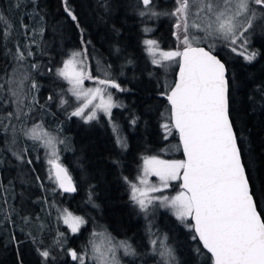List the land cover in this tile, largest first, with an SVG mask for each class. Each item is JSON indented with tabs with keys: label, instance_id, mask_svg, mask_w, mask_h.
Listing matches in <instances>:
<instances>
[{
	"label": "trees",
	"instance_id": "16d2710c",
	"mask_svg": "<svg viewBox=\"0 0 264 264\" xmlns=\"http://www.w3.org/2000/svg\"><path fill=\"white\" fill-rule=\"evenodd\" d=\"M253 6L257 15H264ZM141 8L140 0H0L4 17L0 20V264H74L70 251L86 253L96 233L117 243L144 242L142 251H149L152 260L126 264H162L150 242L162 231L182 236L188 249L195 246L188 264H213L193 239L190 219H178L174 209L161 201H154L147 212L141 210L130 198L131 188L124 179L136 183L149 157L183 160L168 101L161 95L167 89L158 88V79L148 77L159 68L152 67L142 51L150 39L163 50H182L184 45L175 35L178 19L174 16L168 26H155L164 11H159L158 20H150L149 15H140ZM258 36L245 53H258L251 62L224 43L229 50L201 46L217 54L228 68L230 116L264 217V31ZM85 48L87 70L94 77L88 85L105 79L96 67H111L113 56H121L123 63L133 54L147 65L148 75L139 83L114 76L125 90L114 89L119 106L112 109L111 117L101 112L86 121L71 115L80 100L58 70L73 52ZM17 74L26 78L20 80L18 91L10 86ZM166 120L170 133L164 127ZM30 127L38 128L43 138L34 141ZM45 133L55 138L58 162L77 187L74 194H63L51 173L52 148L43 143ZM169 143L174 145L173 156L164 153ZM181 190L180 183L173 182L156 196L171 199ZM66 213L86 223L79 234H62L60 239ZM45 250L50 252L47 260L40 255Z\"/></svg>",
	"mask_w": 264,
	"mask_h": 264
},
{
	"label": "snow or ice",
	"instance_id": "6c2138e0",
	"mask_svg": "<svg viewBox=\"0 0 264 264\" xmlns=\"http://www.w3.org/2000/svg\"><path fill=\"white\" fill-rule=\"evenodd\" d=\"M140 2L145 7L141 16L149 13L157 15L148 7L152 0ZM175 4L174 10L168 14L178 19L174 25L175 35L184 45L183 50L160 51L157 41L146 40L144 43L153 56L154 64L162 65L163 61L180 58L178 82L161 95L171 105L174 120L172 126L179 132L187 158L177 161L161 160L155 156L146 158L143 176L139 178L140 186L124 178L131 188L130 198L145 212L154 201H161L175 210L178 219L194 220L193 228L197 235L193 239L198 238L202 242L203 247L211 253L214 264H264V217L257 211V193L246 174L230 116L232 94L229 71L226 64L213 55L211 50L193 47L188 36L190 28L202 31L211 29L214 19L216 30L235 44L244 32L253 27V21L257 18V13L251 6H259L264 11V0H193L192 4L190 0H175ZM16 6L20 7L19 4ZM192 6L197 9V17L201 12H206L209 20L206 27L202 28L195 20L189 23ZM66 11L75 21L76 16L70 10ZM241 17L246 26L237 23ZM3 19L0 14V20ZM261 19H264V15ZM247 43V39H244L242 46ZM86 51L85 48L80 52H73L63 68L58 70V75L72 86L73 95L84 101L71 115L92 121L97 118L99 110L111 117L112 109L119 105L113 102L108 89H125L114 79L108 78H97V87L85 89L84 81L94 79L87 70L85 61L79 59ZM232 51L236 52L237 49L232 48ZM246 52L247 49L239 54L249 62L258 55L255 51L245 54ZM157 55L159 59L155 58ZM23 57L24 53H19L18 58ZM90 107L92 111L85 116V110ZM164 127L168 129L169 125L165 124ZM113 128L116 130L115 125ZM32 132L34 139L40 138L35 136V127ZM44 135V145L53 149V159H49L48 163L55 171L56 182L64 192H75L76 187L67 168L58 162L55 138L47 133ZM118 142L122 143L119 137ZM149 176L158 177L159 186L151 184ZM170 181H181L182 190L176 196L169 199L167 196L152 195L168 188ZM64 222L73 233L79 232L80 227L86 223L81 217L71 213L65 214ZM166 241L167 237L153 239V253L161 257L162 264H175L173 250ZM120 246L125 248L126 254L136 255L135 250L126 242H120ZM40 255L47 260L50 252L45 250ZM70 255L79 264H85L84 256L87 253L82 255L71 250ZM93 258L99 260L100 264H119L114 248L105 252L96 247Z\"/></svg>",
	"mask_w": 264,
	"mask_h": 264
},
{
	"label": "rangeland",
	"instance_id": "374dc122",
	"mask_svg": "<svg viewBox=\"0 0 264 264\" xmlns=\"http://www.w3.org/2000/svg\"><path fill=\"white\" fill-rule=\"evenodd\" d=\"M192 3H193V0H190V4H192ZM171 4H172V6H171L172 10L168 11L169 9H167V8ZM148 7L150 9H152V11L157 13V15H151L150 13L143 15L146 17L149 15L150 20H158L159 16H161V13L159 11H161V10L164 11V16H162L163 18L160 19L155 26H168L170 24V20H174V16L169 15L168 13H171L174 10V8L176 7L175 0H152V4L149 5ZM252 9L255 11L257 9V7L253 6ZM140 10L145 11V7L142 5V8ZM196 11H197L196 7L192 6L190 16H189V23L191 24L195 20L197 23L201 24L202 28L206 27V25L209 23L206 12H201L199 14V16L197 17L195 15ZM261 16L259 14L257 15L256 22H255V20L253 21V27L248 29L247 32H244V35L241 36L239 39H237L235 44H232L230 42L229 38H226L222 33H219L216 30L217 25H216V22L214 19L212 21L213 27L211 29H208L207 31H202L200 29L190 28L189 29V39L192 40V46H201V45L209 44L210 47L214 50H216V48H219V49L223 48V49L229 50V49L224 48L222 46L221 43H224L225 45H227L226 47L236 48L239 52H242L243 50L245 51V49L248 50V48L253 45L252 42H254L255 40H258V37H259L258 32L264 31V20L261 19ZM237 23L238 24H244L246 26L245 20L243 17L239 18ZM242 30H243V28L240 29V31H242ZM154 31H159V30L154 28ZM244 39H247L248 43L246 45L242 46V41ZM150 40H152V39H150ZM166 44H170V42L166 41ZM159 50L160 51H175V49L163 50V49H161L160 46H159ZM142 51H144L146 53V55L149 56L148 59L152 65V67H158L159 68L158 71L153 70V72L149 73V75H148L147 65L141 59H139V58L135 57L133 54H131V55H128L127 57H125V60L123 63H122L123 58L121 56L120 57L113 56L115 59V63H113L112 66L109 68H103L102 66H98V67H96L97 72L102 74L104 76V78L114 79V76L116 75L121 80L129 79V80H131L132 83H139L140 78L143 79L144 76L148 75V77L150 79H158V81H157L158 82V88L164 89L166 87V89L168 90L174 84L175 75H176V71H177V67H178V63H179V57L176 58V60L163 61L162 65H157V64H154L152 62L153 56L151 53H149L148 46L146 44L144 45V48H142ZM155 58L159 59V56L157 55ZM79 59H83L85 61L86 65L88 66L86 58L84 55L82 57H80ZM20 80L21 81L26 80V78L21 79V77L19 78L18 74H17L16 78L15 77L13 78V80L11 81V84H10V86L13 90L14 89L16 91L19 90V87L21 86ZM68 84H69V82H68ZM69 86H70V88L72 87L70 84H69ZM97 86H98L97 82L96 83L93 82V84L90 83V85H88L87 80H85L84 84H83V87L85 89L95 88ZM108 92L111 93L112 99H113L114 98V88H109ZM78 100H80L79 101L80 102L79 107H80L84 101H83V99H78ZM113 102H114V99H113ZM114 103L117 104L116 102H114ZM6 106L7 105L5 104L4 107H6ZM90 111H92L91 107L89 109H86L85 110V116H87ZM101 112H103V111L97 110V117L99 115L98 113H101ZM169 114H170V112H169ZM105 115H107V114L105 113ZM165 124L168 125L167 120H166ZM30 128H32V130L34 129V127H30ZM170 130L171 129L169 127L168 133H170ZM38 131H39V129L35 127V136H37V137L39 136L40 138L34 139L33 137H31L34 141H39V140H41V138H43L41 136V134L38 133ZM31 134L33 135V132H31L30 135ZM173 147H174V145L172 143H169L165 147L164 153L166 155L168 154L169 156H173L172 155ZM52 150L49 152L52 153ZM173 152H174V150H173ZM158 158L161 160H166V161H177V159H165V158L162 159L160 157H158ZM178 160H181V159H178ZM50 170L52 171V167H50ZM51 173L54 176L53 172H51ZM143 173H144V163L142 165V168L140 170V173H139V176H138V179L136 182L138 186H140L139 185V178L143 176ZM54 178H55V176H54ZM148 179H149L151 184L159 186L160 181H159L158 177L149 176ZM173 182H176L178 184L180 183V181H170V186L168 188H171V184ZM166 189H164L162 192H164ZM159 193H161V192L152 193V194L154 196H156V194H159ZM64 218H65V215H62L61 225L64 227H61L59 229V238L60 239L62 237V234H66V235L74 234V235H76V234H79L81 232L80 230H81V228H83L84 224L80 227L79 232L73 233L71 231L70 226L64 222ZM189 219L191 220V218H189ZM186 220H188V219H186ZM165 225H166V222H164V224H163V226L166 228ZM162 232L163 233L160 235L159 238L163 239L164 237H167L166 242H167V245L173 250L174 257H175V264H188L189 262H191V260L193 259V252L195 251V246H193V248H191V249L190 248L188 249L186 246V241L182 236H180L178 234H172V235L166 234L164 231H162ZM29 234H30V232H29ZM100 234H102V233H100ZM105 236L107 237V235H105ZM153 239H155V238H153ZM90 240H91L90 241V247H89L88 251L86 252L87 255L84 256L85 264H100L99 260L93 258L94 248H96V247H99L102 251H105V252L109 248H114L115 249V257H116V260L119 262V264H126V262H128V261H130V263H134V262L138 263L139 260L144 261L146 263H149L152 260L150 258L149 251L147 252L145 249H144V251H142L144 246H145L143 241L136 242V244L134 243L135 245L131 242H130V244L127 243L128 245H131L132 249H134L136 252V255L132 256V255H128L125 253V248L120 246V242L117 243L114 240L104 238V235H99V233L92 235ZM157 243L159 244V240L157 241ZM120 250H123L124 252L119 253L118 251H120ZM73 263L79 264V262L76 260H73ZM158 263L159 262H157V264Z\"/></svg>",
	"mask_w": 264,
	"mask_h": 264
},
{
	"label": "water",
	"instance_id": "95a60500",
	"mask_svg": "<svg viewBox=\"0 0 264 264\" xmlns=\"http://www.w3.org/2000/svg\"><path fill=\"white\" fill-rule=\"evenodd\" d=\"M193 47H203V48H205V50H210V49H208V48L205 47V46H193ZM182 50H183V49H182ZM212 54H213V55H216V56L220 59V57H219L217 54H215L214 52H212ZM222 62H223V61H222ZM179 68H180V58H179V63H178V67H177V71H176V75H175L174 84H175L176 82H178V79H179ZM174 84H173V85H174ZM168 104H169V103H168ZM169 107H170L171 123H172V125H173L174 120L172 119L171 105H170V104H169ZM173 128H174V127H173ZM174 130L176 131L177 136H178V141H179V143H180V147H181V151H182L183 160H185L187 157H186V155H185L184 152H183V144H182V141H181V138H180L179 132H178V130H176L175 128H174ZM237 143H238V141H237ZM238 146H239V145H238ZM241 159H242V156H241ZM242 161H243V159H242ZM63 167H64V166H63ZM245 170H246V168H245ZM52 172H53V174H54V176H55V171H54L53 167H52ZM68 174L71 176V174H70L69 172H68ZM246 174H247V172H246ZM71 178H72V181H73V183H74V185H75V182H74L72 176H71ZM180 184H181V181H180ZM58 185H59V184H58ZM250 185H251V184H250ZM75 187H76V185H75ZM59 188H60V187H59ZM60 190H61V192H62L63 194L71 195V194L76 193V191H77V187H76V191H75V192H64L63 189H61V188H60ZM257 211L259 212L258 207H257ZM190 221H191L192 225H194L195 221L192 220V219H191ZM193 231H194V228H193ZM194 233H195V231H194ZM195 235H197V234L195 233ZM197 240H198V238H197ZM198 242H199L200 245L202 246L203 250H204V251H205V252L211 257V253H209V252L207 251V249H205V248L203 247L202 242L199 241V240H198ZM212 261H213V259H212ZM213 264H214V261H213Z\"/></svg>",
	"mask_w": 264,
	"mask_h": 264
}]
</instances>
